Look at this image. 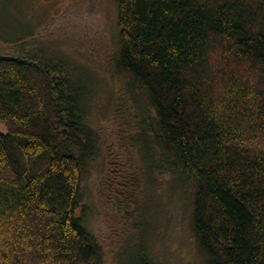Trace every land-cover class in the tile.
I'll use <instances>...</instances> for the list:
<instances>
[{"label":"trees","instance_id":"16d2710c","mask_svg":"<svg viewBox=\"0 0 264 264\" xmlns=\"http://www.w3.org/2000/svg\"><path fill=\"white\" fill-rule=\"evenodd\" d=\"M115 2L112 68L144 176L167 171L190 186L203 264H264V0ZM20 39H4L17 54L0 55V264H102L82 187L110 151L88 85ZM140 194L120 202L128 224L115 260ZM130 258L160 264L148 243Z\"/></svg>","mask_w":264,"mask_h":264},{"label":"rangeland","instance_id":"374dc122","mask_svg":"<svg viewBox=\"0 0 264 264\" xmlns=\"http://www.w3.org/2000/svg\"><path fill=\"white\" fill-rule=\"evenodd\" d=\"M116 11L115 0H0V55H16L17 45L10 41L24 38L42 54L58 57L88 85L93 124L110 151L92 165L82 187L90 213L85 223L105 246L102 264H129L139 243L150 244L160 264H203L190 229V186L184 188L181 178L167 171L153 170L146 179L137 146L129 143L136 122L124 111L125 82L112 68L118 49ZM6 38L11 40L5 43ZM0 132H7L1 123ZM133 173L140 177L139 186L125 177ZM134 193L140 200L127 231L136 230L115 260L128 224L120 202Z\"/></svg>","mask_w":264,"mask_h":264}]
</instances>
